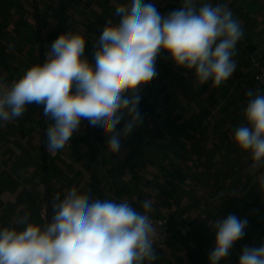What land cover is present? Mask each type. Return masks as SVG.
Returning a JSON list of instances; mask_svg holds the SVG:
<instances>
[{
    "label": "crops",
    "instance_id": "1",
    "mask_svg": "<svg viewBox=\"0 0 264 264\" xmlns=\"http://www.w3.org/2000/svg\"><path fill=\"white\" fill-rule=\"evenodd\" d=\"M127 0H0V83L44 62L51 43L69 30L93 44L115 7ZM161 15L181 0H153ZM227 4L244 35L236 45V70L227 82L193 84L192 72L177 69L164 53L158 76L145 97L150 109L144 122L122 141L121 154H107L102 129L83 121L72 145L47 151L46 129L52 121L42 107L29 105L22 118L0 127V229L16 227L24 213L45 224L53 215V197L72 187L93 199L127 200L149 215L172 214L173 235L164 249H155L153 264H208L215 246L211 226L229 214L247 218L246 235L220 264H239L243 246L264 242V167L253 168L250 155L233 142L234 129L245 123L249 89H261L251 72L253 57L264 64V0H210ZM161 107L162 114H156ZM46 189L41 188V184ZM189 223L193 231L179 233Z\"/></svg>",
    "mask_w": 264,
    "mask_h": 264
},
{
    "label": "clouds",
    "instance_id": "2",
    "mask_svg": "<svg viewBox=\"0 0 264 264\" xmlns=\"http://www.w3.org/2000/svg\"><path fill=\"white\" fill-rule=\"evenodd\" d=\"M153 0H127L115 7L93 44L92 60L85 55L80 31L61 33L48 47L44 62L31 66L11 84L0 83V127L22 118L29 105L42 107L52 121L46 129V149H64L83 121L102 129L107 154H121L122 141L140 127V92L157 76L162 53L193 84L211 81L219 87L236 70V45L244 35L227 4L181 0L166 15ZM245 123L234 129L233 142L250 155L252 167H264V90L249 89ZM143 212L127 200L93 199L72 187L53 197L50 222H30L24 213L16 227L0 229V264H153L162 235L150 218L151 201ZM249 221L235 214L211 226L215 246L208 264H220L246 235ZM239 264H264V242L243 246Z\"/></svg>",
    "mask_w": 264,
    "mask_h": 264
},
{
    "label": "built area",
    "instance_id": "3",
    "mask_svg": "<svg viewBox=\"0 0 264 264\" xmlns=\"http://www.w3.org/2000/svg\"><path fill=\"white\" fill-rule=\"evenodd\" d=\"M251 72L254 81L260 85L261 90H264V64L262 62L260 55L253 57ZM20 77H22V75L16 74L12 76L8 81H6L5 84H11L13 81L18 80ZM154 83H155V79L150 84L143 87V89L140 92L142 98L144 97L146 92L154 85ZM154 111L156 114L163 113L161 107H155ZM72 143L73 141L70 140L64 148L70 147ZM41 188L46 189V186L42 183ZM150 218L158 228L161 225L160 232L163 237L155 245V249H159V250L164 249L171 241L173 235V228L171 225L172 214L169 211H165L160 215H150ZM192 231H193V226L189 223L183 224L182 226L179 227V233H181L182 235H187Z\"/></svg>",
    "mask_w": 264,
    "mask_h": 264
},
{
    "label": "trees",
    "instance_id": "4",
    "mask_svg": "<svg viewBox=\"0 0 264 264\" xmlns=\"http://www.w3.org/2000/svg\"><path fill=\"white\" fill-rule=\"evenodd\" d=\"M145 95L140 100V104H139V109H140L142 115H144L147 112V110L150 109V103H149L148 99L145 97Z\"/></svg>",
    "mask_w": 264,
    "mask_h": 264
}]
</instances>
